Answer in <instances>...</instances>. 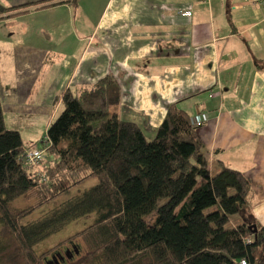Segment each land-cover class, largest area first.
I'll return each instance as SVG.
<instances>
[{"label":"crops","instance_id":"crops-1","mask_svg":"<svg viewBox=\"0 0 264 264\" xmlns=\"http://www.w3.org/2000/svg\"><path fill=\"white\" fill-rule=\"evenodd\" d=\"M6 129L36 145L65 90L112 74L113 112L152 139L172 103L209 152L251 182L264 226V7L246 0H0ZM8 9V10H5ZM189 12V15L182 13ZM36 127H38L36 129Z\"/></svg>","mask_w":264,"mask_h":264},{"label":"trees","instance_id":"trees-1","mask_svg":"<svg viewBox=\"0 0 264 264\" xmlns=\"http://www.w3.org/2000/svg\"><path fill=\"white\" fill-rule=\"evenodd\" d=\"M120 99L112 74L64 91L45 133V181L22 161L26 148L17 131L5 128L0 103V225L9 239L0 264H48L35 245L93 215L72 237L92 239L90 257L98 264H264V226L250 213V180L220 161L210 166L197 127L176 103L147 139L112 112ZM90 179L92 188L37 222L21 223ZM29 192L37 201L12 213L9 204Z\"/></svg>","mask_w":264,"mask_h":264},{"label":"rangeland","instance_id":"rangeland-1","mask_svg":"<svg viewBox=\"0 0 264 264\" xmlns=\"http://www.w3.org/2000/svg\"><path fill=\"white\" fill-rule=\"evenodd\" d=\"M114 109L115 108H113V110ZM37 128L38 127H36V129ZM27 132L28 131L24 130V128L21 129V137L23 139V142H25L27 139H31V136H28ZM41 132L42 130L40 131V134L35 137L37 139L36 144L39 143L45 136L46 131H44L43 133ZM148 136L149 135H145L146 138H149ZM95 184V179L86 181L85 183L73 188L66 195L61 196L53 202H50L36 209L34 212L23 218L21 220V223L30 224L43 219L44 217L52 213L54 209L60 207L61 204L92 188ZM36 201L37 198L35 196V193L29 192L11 202L9 204V208L12 213L16 214L26 206L33 205ZM93 220L94 215L82 217L72 222H67L53 234L47 236L45 239L37 243L34 247V252L36 253V255H41L43 262H48V264H98L97 256L90 257V255L93 254L92 247L94 242H92V239L88 236L86 237L85 235L72 237L75 233L82 231L86 226L91 224ZM153 220L154 214H151L146 218V221L149 225ZM8 245L9 239L5 234L2 233V226L0 225V251L4 248H7ZM60 258L62 260L65 259V261L61 262Z\"/></svg>","mask_w":264,"mask_h":264},{"label":"built area","instance_id":"built-area-1","mask_svg":"<svg viewBox=\"0 0 264 264\" xmlns=\"http://www.w3.org/2000/svg\"><path fill=\"white\" fill-rule=\"evenodd\" d=\"M246 2L250 5L262 6L264 7V0H246ZM183 15H189V12L182 13ZM205 123L204 117H195L191 119V124L193 127H201ZM49 145V141L44 136V138L37 143L34 147L27 148L24 150L22 155V161L31 168L35 169L41 179L45 181L44 175L41 173L40 166L43 161L46 160V152L47 147Z\"/></svg>","mask_w":264,"mask_h":264},{"label":"flooded vegetation","instance_id":"flooded-vegetation-1","mask_svg":"<svg viewBox=\"0 0 264 264\" xmlns=\"http://www.w3.org/2000/svg\"><path fill=\"white\" fill-rule=\"evenodd\" d=\"M66 254H67V253H66ZM60 260H61V262L65 261V259L62 260L61 258H60ZM61 262H60V263H61Z\"/></svg>","mask_w":264,"mask_h":264}]
</instances>
